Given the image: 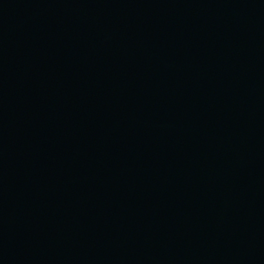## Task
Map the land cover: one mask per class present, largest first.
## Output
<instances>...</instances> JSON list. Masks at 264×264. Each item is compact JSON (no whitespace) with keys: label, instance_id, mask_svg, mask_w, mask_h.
<instances>
[{"label":"water","instance_id":"1","mask_svg":"<svg viewBox=\"0 0 264 264\" xmlns=\"http://www.w3.org/2000/svg\"><path fill=\"white\" fill-rule=\"evenodd\" d=\"M0 264H264V0H0Z\"/></svg>","mask_w":264,"mask_h":264}]
</instances>
